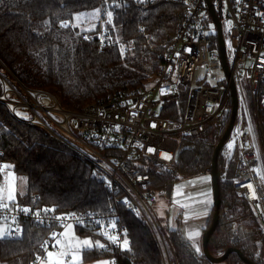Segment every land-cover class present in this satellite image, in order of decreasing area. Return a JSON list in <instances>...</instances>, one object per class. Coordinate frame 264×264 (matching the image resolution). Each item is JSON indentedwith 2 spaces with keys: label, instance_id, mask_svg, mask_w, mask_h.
Listing matches in <instances>:
<instances>
[{
  "label": "trees",
  "instance_id": "trees-1",
  "mask_svg": "<svg viewBox=\"0 0 264 264\" xmlns=\"http://www.w3.org/2000/svg\"><path fill=\"white\" fill-rule=\"evenodd\" d=\"M116 2L120 6L109 9L113 11L112 24L104 23L107 16L102 14L100 20L93 21L96 29L85 32L81 27L62 28L60 21L71 20L76 12H90L102 5L107 7L104 0H3L0 4V96L8 87L4 78L16 91L10 95L17 96V99L22 96L33 104L25 91L27 89L36 94H50L65 110L80 112L89 103L108 102L154 82L184 20V0ZM108 3L112 4L113 0ZM101 33L112 38V43L105 40L103 48ZM84 35L92 39L84 40ZM121 45L127 48L123 56L120 54ZM50 101L54 106L52 99ZM184 103L182 101V107ZM175 106L176 103H171L167 110L171 111ZM176 115L163 112L165 117L175 118ZM230 120L228 113L226 120L211 129L204 139L184 140L182 150L185 148V151L181 155H187L184 159L180 155L177 164L149 163L148 172L159 197H171L181 179L211 174L215 148ZM47 124L44 127L23 122L0 101V150L3 152L0 162L25 181L21 199L24 205H21L30 209L55 207L59 213L83 212L101 218L100 224L76 227L79 237L100 241L104 245L103 248L94 245L91 250L83 251L82 264L103 260L110 264H162L148 226L126 210L122 195L117 199L110 196L105 185L94 175L95 167L49 131V127L57 131L52 122ZM222 152L217 162L220 218L209 239V251L219 257L227 249H238L254 264H264V237L259 222L251 206L233 191L235 158L226 165L224 157L227 155ZM214 212L212 206L205 232L212 225ZM113 221L126 230L127 249L105 247L110 241L103 236V231ZM176 223L171 238L181 264H213L203 252L197 254L184 238L181 215ZM50 237L49 229L25 224L21 237L0 240V264H34L42 254V245ZM225 264L247 263L232 253Z\"/></svg>",
  "mask_w": 264,
  "mask_h": 264
},
{
  "label": "built area",
  "instance_id": "built-area-1",
  "mask_svg": "<svg viewBox=\"0 0 264 264\" xmlns=\"http://www.w3.org/2000/svg\"><path fill=\"white\" fill-rule=\"evenodd\" d=\"M185 5V17L169 46L167 60L155 82L146 89L127 91L108 102L88 104L81 112H67L54 96L36 94L27 89L25 91L33 104L22 96H18L15 102L7 97L6 92L0 96V101L11 106L13 114L23 122L45 127L51 121L57 131L51 127L49 131L95 167L97 180L105 185L110 196L117 199L122 195L123 199H128L131 208L126 205V210L134 215L132 208L139 211L140 215L136 216L151 231L162 264L181 262L171 238L175 220L164 223L159 214V195L153 188L149 163L177 164L184 140L204 139L211 129L226 120L228 113L231 116L232 87L236 91L238 111L223 150L235 156L233 191L251 206L264 237V184L260 178L264 173V0H188ZM213 14L221 26L227 69L222 61ZM229 20L231 25L227 23ZM209 24L213 26L211 29ZM199 72L204 73L203 78H198ZM41 95L50 97L55 102L54 106L42 105L39 102ZM182 101L185 102L183 107ZM171 103L177 106L170 111L167 109ZM17 109L25 111L26 116L17 115ZM165 111L177 115L175 118L165 117ZM249 117L256 131L255 146L252 136L246 131ZM153 123L155 127H152ZM237 129L240 130L239 135ZM234 136V147L228 149V142ZM148 147L155 151L148 152ZM161 152H168L171 159L161 156ZM2 155L0 150V157ZM0 165L4 163L0 162ZM104 177L111 181V188L102 179ZM253 191L256 192L255 198ZM16 204L23 207L15 203L10 204V208L15 209ZM31 210L35 212L36 209ZM71 213L75 216H68L69 212H41L37 219L32 214L25 216L15 210L4 209L0 210V217L6 219H0V223L11 224V217H18L21 234L8 237L12 240L22 236L27 223L49 229L51 237L46 247H41L39 256L46 259V250H58V246L53 248V232H63L66 224H73L76 228L96 224L101 219L94 214ZM56 216L65 218L57 221ZM77 218L84 224L78 223ZM124 230L122 225L114 229L105 228L109 234L117 235L120 242L123 241ZM105 247L120 246L110 241ZM34 264H40L37 258Z\"/></svg>",
  "mask_w": 264,
  "mask_h": 264
},
{
  "label": "snow or ice",
  "instance_id": "snow-or-ice-1",
  "mask_svg": "<svg viewBox=\"0 0 264 264\" xmlns=\"http://www.w3.org/2000/svg\"><path fill=\"white\" fill-rule=\"evenodd\" d=\"M138 3H143V0H137ZM185 3H188V0H184ZM3 3V0H0V4ZM104 4L107 5V7H104L103 5L101 7H96L92 9L90 12L89 11H81V12H76L72 14V19L71 20H61L60 21V27L62 28H68V27H81L83 31L88 32V31H94L96 29V24L93 23V21H97L101 19L102 14L107 16V20L104 22L106 24H112L113 23V11L109 10L111 8L119 7L120 5L116 2V0H113L112 4L108 3V0H104ZM203 15V13H201ZM47 24L48 22L45 21ZM229 25L232 24V21H227ZM83 25H87V28H83ZM114 27V25H113ZM208 27L211 29L213 26L211 24L208 25ZM142 30V29H141ZM106 31V29H105ZM77 35H80L79 32H77ZM205 35H208V33H205ZM84 40H91L92 37L89 35H84ZM105 40L109 41V43H112V38L103 35V33L100 34V42H101V48H103ZM117 43L119 42L118 40L116 41ZM229 48H231V44L229 43ZM125 51V48L123 45L120 47V54L123 56ZM179 55V53H177ZM220 79H223V76L220 77ZM131 103V102H129ZM11 107V106H10ZM17 115H20L19 112H17ZM155 123L152 124V127H155ZM119 128V126H116ZM237 135L240 134V130L237 129ZM246 131L252 136V141H253V146H255V140H256V131L255 128L253 127L251 118L249 117L248 120V126L246 128ZM236 137L234 136L232 140L228 142L227 148L232 149L234 147ZM148 152L152 153L155 151L153 147H148L147 149ZM161 156H163L166 159H171V156L168 152H161ZM9 166L7 165H0V171H3L5 168ZM255 171V170H254ZM95 175V173H94ZM261 178V183L264 184V173H261L260 175ZM107 186L109 188L112 187L111 181L107 180L106 177L102 178ZM203 180H210L211 177H203L201 178ZM14 173L8 172L7 173V182L6 186L5 185H0V210L7 209L9 211H17L18 213H22L25 216H28L29 214L34 215L37 219H39L41 212L44 214H48L50 212H55L56 209L55 207L53 208H44V209H36L35 212H32V210L28 207H20L18 204H16L15 209L10 208V204H15L16 203V195H15V187H14ZM239 183V182H237ZM249 187L251 188L252 185L250 184ZM175 195V193L173 194ZM204 195V202L205 204H210L211 201L208 199L207 194H202ZM253 198L256 197V192H252ZM7 201V202H5ZM123 204L128 205L129 208H131V205L128 202V199L125 198L123 201ZM187 207V205H185ZM137 216L140 215L139 211L136 209L132 208L131 209ZM208 214V209L207 207L204 208L202 215H207ZM68 216H75L74 213H69L67 214ZM163 215V213H161ZM64 216H56L55 219L57 221H60L64 219ZM0 219H6V217H0ZM185 219H187V215L185 216ZM42 222V221H41ZM77 222L80 224H84V221L77 218ZM97 224H100V221H96ZM15 225V227H13ZM64 231L60 233H52V237L54 240L53 248H57L58 250L55 251H47L46 250V259H43L41 257H37V261L40 262V264H80L81 262V253L86 250H91L94 247L93 241L89 238H84L80 239L79 237H76L74 235L73 231V224H66L63 226ZM109 228H115L116 227V222L113 221L108 225ZM21 234V227L20 224L18 223V217L17 216H12L11 217V224H5V223H0V240L12 237V236H19ZM103 236L106 237L109 241L113 243L119 244L120 247L127 249L129 245V241L127 239L126 235V230H125V236L122 242L119 241V237L117 235H111L109 234L108 231H103ZM188 240L191 241V248L195 250L197 254L201 253V249L199 246V242L196 239L197 237L200 236L199 230H194L191 232L187 233ZM47 242H45V245H42V247H46ZM95 246H98L100 248H103L104 245L100 244V241H95ZM100 264H109V262H100ZM114 264V262H113Z\"/></svg>",
  "mask_w": 264,
  "mask_h": 264
},
{
  "label": "crops",
  "instance_id": "crops-1",
  "mask_svg": "<svg viewBox=\"0 0 264 264\" xmlns=\"http://www.w3.org/2000/svg\"><path fill=\"white\" fill-rule=\"evenodd\" d=\"M203 177H211V176L203 175L197 178L183 179L176 183L174 187V191L172 193V195L174 193L175 195H173L172 197L174 200L173 202L174 206L171 208V212L177 211V215L173 216L171 215V212L169 215L170 216L169 220L175 219L174 229H176L177 227L176 218L177 216L181 215V221H182L181 231L184 238L190 244L191 241L188 240L187 233L194 230H199L200 236L196 238L199 242V246H201L203 242L202 240L205 232L204 230L207 226L211 208L212 206H214L212 178L210 180H203L201 179ZM202 194H207L208 199H210L211 201L210 204L207 205L205 204L204 202L205 198L204 195ZM185 205H187V207H185ZM205 207H207L208 209V214L202 215V212ZM186 215H187V219H185Z\"/></svg>",
  "mask_w": 264,
  "mask_h": 264
},
{
  "label": "water",
  "instance_id": "water-1",
  "mask_svg": "<svg viewBox=\"0 0 264 264\" xmlns=\"http://www.w3.org/2000/svg\"><path fill=\"white\" fill-rule=\"evenodd\" d=\"M212 18H213V20L217 26V34L219 37L220 52L222 55V61H223L225 68L227 69V61H226V57H225V48H224L221 26H220L218 18L214 14H213ZM232 90H233V105H232V109H231V120H230V123H229L227 130L225 131L224 135L221 137L220 141L218 142V144L215 148L214 156H213L211 178H212V185H213V198H214L215 212H214V217H213V221H212V225H211L210 229L207 232H205L203 235V240H202L203 241L202 242L203 251L202 252L206 256V258L213 264L225 263V261L228 259L229 255L232 253L238 254L240 256V258L244 262H246L247 264H254L253 262L249 261L246 257H243L240 250H238V249H233V248L227 249L223 255H221L219 257H215V256L211 255V253L209 251V246H208L209 239L214 234V232L218 226L219 218H220L221 196H220L218 169H217L218 157H219V154L221 153V151L223 150L224 143L228 139V137H229V135L233 129L234 122H235L236 115H237V111H238V102H237V96H236V91H235L234 87H232Z\"/></svg>",
  "mask_w": 264,
  "mask_h": 264
},
{
  "label": "rangeland",
  "instance_id": "rangeland-1",
  "mask_svg": "<svg viewBox=\"0 0 264 264\" xmlns=\"http://www.w3.org/2000/svg\"><path fill=\"white\" fill-rule=\"evenodd\" d=\"M212 32H213V30H212ZM125 49H127V48H125ZM125 52H127V51H124V53ZM203 76H204V73L203 72H199V74H198V78H203ZM155 82V81H154ZM153 84V82L152 83H150L149 85H147V87L146 88H148L150 85H152ZM198 84V83H197ZM200 85L202 84V83H199ZM209 85H211V86H215V84H213V83H209ZM146 88H144V89H146ZM143 89V88H142ZM13 92V94H15L14 93V91H13V89L12 88H9L8 87V89L6 90V93L8 94V98L9 99H11V100H13V101H18L17 100V96H12V95H10L11 93ZM40 102L41 103H43V104H46V105H49V106H53V104H52V102L50 101V99L47 97V96H45V95H42V97H40ZM55 103V102H54ZM94 103V102H93ZM89 104H91V103H89ZM88 105V104H87ZM12 107H14V106H12ZM85 107V106H84ZM158 108H159V106H158ZM64 109V108H63ZM65 110V109H64ZM65 111H67V112H72V111H68V110H65ZM17 112H19L20 113V116H26V114H25V111H22V110H20V109H17ZM81 112V111H80ZM51 122V121H50ZM71 126H72V129H74L75 130V126H74V123L72 122L71 123ZM213 126H216V124H213ZM210 127V126H209ZM63 143V142H62ZM183 151H185V148H184V150H182V152ZM223 151V152H222ZM221 152L222 153H225L224 151H225V149L224 150H222ZM181 152V153H182ZM227 156H225L224 158H225V163H226V165H228V163L229 162H233L234 161V155H233V153H228V152H226L225 153ZM181 155V154H180ZM186 155H187V153L186 154H182L181 155V158L182 159H184L185 157H186ZM8 172H12V171H9V170H7L6 168L3 170V171H1V174H2V181L0 182V185H5L6 186V182H7V173ZM13 173V172H12ZM204 175V174H203ZM203 175H200V176H197V177H201V176H203ZM205 175H208V176H211V174H205ZM197 177H195V178H197ZM182 180V179H181ZM14 187H15V195H16V203H19V204H22V205H24L23 203H22V201H21V199L23 198V193H24V187H25V181L21 178V177H19V176H17V175H15L14 174ZM195 182H197V181H195ZM173 195H171V197H166V196H160L159 197V207H158V211H159V214H160V216H161V218H162V220H163V222L164 223H166V222H168V220H169V215H170V212H171V208L174 206V204H173V202H174V200H173ZM5 202H7V201H5ZM172 202V203H171ZM211 212V211H210ZM161 213H163V215H161ZM171 215H173V216H176L177 215V211H172L171 212ZM178 217V216H177ZM177 219V218H176ZM173 220H175V219H172V220H170V222H172L173 223ZM74 226V225H73ZM64 231V230H63ZM73 231H74V235L76 236V237H79L78 235H77V233H76V228H75V226L73 227ZM80 239H84V238H81V237H79ZM93 244L95 245V241H93ZM100 244H102L101 242H100ZM103 245V244H102ZM203 244H201V246H200V249H201V252L203 251ZM82 254V253H81ZM81 262H82V259H81ZM80 262V264H82ZM101 262H105V261H101ZM107 262V261H106ZM109 262V261H108ZM92 264H100V262H97V263H92ZM220 264H225V263H220Z\"/></svg>",
  "mask_w": 264,
  "mask_h": 264
}]
</instances>
